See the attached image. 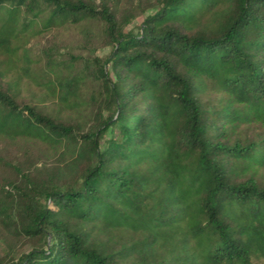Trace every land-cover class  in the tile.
Returning <instances> with one entry per match:
<instances>
[{"label":"trees","instance_id":"16d2710c","mask_svg":"<svg viewBox=\"0 0 264 264\" xmlns=\"http://www.w3.org/2000/svg\"><path fill=\"white\" fill-rule=\"evenodd\" d=\"M151 9L125 32L107 1L0 0V139L61 159L0 186V226L32 243L2 264H264V0ZM93 21L110 50L89 75L114 117L85 130L26 104L20 84L33 40ZM70 68L51 67L48 90L78 111Z\"/></svg>","mask_w":264,"mask_h":264},{"label":"rangeland","instance_id":"374dc122","mask_svg":"<svg viewBox=\"0 0 264 264\" xmlns=\"http://www.w3.org/2000/svg\"><path fill=\"white\" fill-rule=\"evenodd\" d=\"M96 6L102 1L110 3L125 23L124 31H137L145 16L152 12L151 7L157 0H85ZM104 24L99 21L67 25L33 40L27 47L32 64L33 78L24 77L20 84L22 101L36 107L39 111L53 117L61 116L66 122L81 124L85 130H92L99 119L109 120L114 113L104 101L98 80L90 77L96 60L106 57L110 48L106 45ZM70 66L69 71L81 77L80 102L77 111L62 109L51 97L48 83L53 80L51 67L57 70ZM65 70V69H64ZM4 67L0 62V72ZM14 80L13 76H11ZM1 83V78H0ZM109 133L105 134V139ZM60 154L47 144L33 140L9 141L0 139V186L7 182L15 185L23 183L22 173L46 178L59 164ZM5 199L0 202L8 204ZM10 203V202H9ZM32 243L21 237L13 236L0 226V264L1 261L22 254L32 248Z\"/></svg>","mask_w":264,"mask_h":264}]
</instances>
